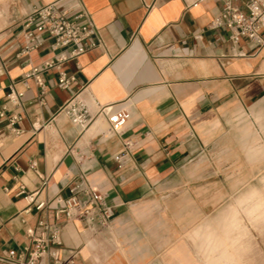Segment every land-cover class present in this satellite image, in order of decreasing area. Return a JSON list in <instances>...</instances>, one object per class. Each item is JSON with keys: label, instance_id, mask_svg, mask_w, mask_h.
<instances>
[{"label": "crops", "instance_id": "1", "mask_svg": "<svg viewBox=\"0 0 264 264\" xmlns=\"http://www.w3.org/2000/svg\"><path fill=\"white\" fill-rule=\"evenodd\" d=\"M52 1H0V108L8 85L30 64L52 56L46 42L17 57L24 17ZM82 2L103 45L62 65L75 78L69 90L57 86L55 71L45 72L40 103L29 81L18 135L0 119V257L28 246L25 230L39 219L54 222L47 205L55 196L68 197L70 186L83 177L106 195L114 219L109 231L96 233L61 219V259L164 264L163 251L172 248L174 263L183 264L181 247L172 245L183 228L207 216L183 210L184 200L194 201L184 199L190 190L183 185L197 178L192 171L215 169L213 162L197 157L219 139H229L236 115L264 100V46L254 48L240 39L232 47L228 28L208 29L220 0ZM235 51L244 57L234 56ZM16 89L23 90L20 84ZM73 96L94 116L84 131L59 111ZM105 106L130 113L121 133L109 138L104 117L96 116ZM125 140L133 147L118 168L114 157ZM30 194L32 203L25 198ZM40 202L46 206L38 211Z\"/></svg>", "mask_w": 264, "mask_h": 264}, {"label": "built area", "instance_id": "2", "mask_svg": "<svg viewBox=\"0 0 264 264\" xmlns=\"http://www.w3.org/2000/svg\"><path fill=\"white\" fill-rule=\"evenodd\" d=\"M218 10L208 29L226 27L230 30V42L235 47L240 39H245L250 46H264V0H220ZM22 46L17 57L28 56L32 51L40 49L46 42L52 56L39 64H30L22 78L8 85L6 105L0 108V119H4L7 128L13 135L19 134L17 123L22 119L24 91L29 89L31 81L38 89V100L46 92L42 74L55 71L56 84L62 90H69L75 78L67 75L62 65L76 60L79 56L100 48L103 43L98 29L95 27L90 14L85 9L82 0H54L42 7L33 9L21 23ZM234 56L244 57L235 51ZM20 84L23 90L16 89ZM70 124L84 131L94 120L88 106L76 96L71 97L59 110ZM96 116H102L106 122L105 138L118 135L126 126L130 113L124 108L112 106L100 107ZM133 143L129 140L121 142V150L114 157L118 168L130 156ZM30 167H35L31 163ZM68 197L55 196L47 205L53 211L54 222L48 223L39 219L34 227L25 230L29 245L18 254L0 257V264H45L49 259L51 264H73L71 258L61 259L58 247L61 246L60 230L62 222H77L83 229L96 233L110 230L114 219L111 206L107 203L106 195L94 190L87 181L80 177L69 188ZM22 193V191H21ZM33 202V195L25 197ZM45 203L35 205L36 210L45 208Z\"/></svg>", "mask_w": 264, "mask_h": 264}, {"label": "rangeland", "instance_id": "3", "mask_svg": "<svg viewBox=\"0 0 264 264\" xmlns=\"http://www.w3.org/2000/svg\"><path fill=\"white\" fill-rule=\"evenodd\" d=\"M6 2L8 0H0ZM229 139H219L196 160L213 162L215 169L192 171L197 178L183 185L193 202L183 201V210H198L207 215L190 227L183 228L172 245L181 247L183 264H264V211L254 212L242 198L252 189L264 193V100L236 115ZM227 142L229 145H227ZM232 218L230 231L225 235L222 222ZM211 224L225 241L224 246L209 253L193 234ZM164 250V264H175L172 252Z\"/></svg>", "mask_w": 264, "mask_h": 264}, {"label": "clouds", "instance_id": "4", "mask_svg": "<svg viewBox=\"0 0 264 264\" xmlns=\"http://www.w3.org/2000/svg\"><path fill=\"white\" fill-rule=\"evenodd\" d=\"M242 202L246 204H251V210L254 212L264 211V193L252 189L248 193L244 195L242 198ZM223 231L225 235L230 231L232 226V218L225 217L222 222ZM194 240H197L201 243V245L205 248L209 253L215 252L221 247L224 246L225 241L220 238L217 234V229L213 227L211 224L205 225L200 229H197L193 234ZM216 264H220V262H216ZM223 264H232L230 259H225Z\"/></svg>", "mask_w": 264, "mask_h": 264}]
</instances>
